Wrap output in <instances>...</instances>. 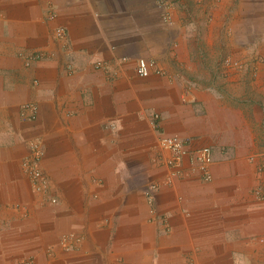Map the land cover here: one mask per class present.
<instances>
[{
    "label": "crops",
    "instance_id": "0c3cea01",
    "mask_svg": "<svg viewBox=\"0 0 264 264\" xmlns=\"http://www.w3.org/2000/svg\"><path fill=\"white\" fill-rule=\"evenodd\" d=\"M167 2L0 0V264H264V0ZM160 136L209 147L212 180L167 185Z\"/></svg>",
    "mask_w": 264,
    "mask_h": 264
},
{
    "label": "built area",
    "instance_id": "2783aa9c",
    "mask_svg": "<svg viewBox=\"0 0 264 264\" xmlns=\"http://www.w3.org/2000/svg\"><path fill=\"white\" fill-rule=\"evenodd\" d=\"M157 5L159 8H166L169 6L167 0H157ZM56 17L57 14L55 10L52 9L49 13V19L54 20ZM165 19H169V16L165 15ZM54 34L55 38L58 40L64 42L67 40V32L62 27L57 28ZM41 58L42 57L39 54L30 55L27 58V64L30 65L33 61ZM224 65L229 69L238 71H243L246 68L245 63L232 58H226L224 60ZM97 66L101 67L103 66V63H98ZM137 74L141 78H148L153 74L163 75L164 71L156 61L141 58L137 62ZM21 113L30 121L36 120L38 106L35 103L24 104L21 107ZM156 119H159L158 115H156ZM157 126L158 124L154 125L156 128ZM159 145L163 151L169 153V157L166 161L169 168V173L166 179L167 185H172L177 178H183L185 175L187 176L191 174H198L207 182L212 180L211 169L214 163V158L212 150L209 147L192 149L189 146V142L176 136H160ZM29 150L30 155L24 159L22 166L29 177L31 188L42 195H48L50 191V182L42 168L45 151L41 139L30 141ZM186 169H188L189 172H187ZM159 187L160 185L158 184H150L146 190V198L151 205L154 203V194ZM256 196L257 199L264 201V188L259 187L256 190ZM50 202L56 204L57 199L51 198ZM75 241L77 243L79 242L75 236L66 235L62 237L60 244L64 250L70 251L74 249L77 244Z\"/></svg>",
    "mask_w": 264,
    "mask_h": 264
},
{
    "label": "rangeland",
    "instance_id": "374dc122",
    "mask_svg": "<svg viewBox=\"0 0 264 264\" xmlns=\"http://www.w3.org/2000/svg\"><path fill=\"white\" fill-rule=\"evenodd\" d=\"M229 58V57H228Z\"/></svg>",
    "mask_w": 264,
    "mask_h": 264
}]
</instances>
